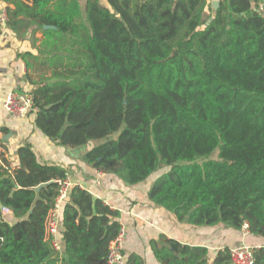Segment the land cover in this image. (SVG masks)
<instances>
[{"label": "trees", "instance_id": "obj_1", "mask_svg": "<svg viewBox=\"0 0 264 264\" xmlns=\"http://www.w3.org/2000/svg\"><path fill=\"white\" fill-rule=\"evenodd\" d=\"M3 1L14 6L11 31L44 35L39 54L52 73L31 92L44 135L66 147L103 141L84 161L129 186L153 179L149 200L182 224L247 226L264 239V0H217L209 26L214 0ZM19 157L18 172L0 167V264H107L120 213L74 186L57 252L46 221L68 173L38 163L29 146ZM151 248L160 264H232L230 248L164 235Z\"/></svg>", "mask_w": 264, "mask_h": 264}, {"label": "crops", "instance_id": "obj_2", "mask_svg": "<svg viewBox=\"0 0 264 264\" xmlns=\"http://www.w3.org/2000/svg\"><path fill=\"white\" fill-rule=\"evenodd\" d=\"M32 6L30 0H19ZM85 6L88 0H79ZM213 2V1H212ZM11 3L0 0V129L3 132L5 153L0 156V167L12 173L21 169L19 150L29 146L38 163L64 168L68 177L83 189L120 213V222L127 228L124 242L125 263L133 254L140 255L145 264H160L151 248L153 240L162 235L182 245L203 246L213 253L224 248L248 245L264 246V239L236 232L226 226L194 228L178 222L174 215L154 205L148 197L153 179L143 184L129 186L116 175L101 174L84 161V156L98 141L78 147H66L48 138L36 124V113L23 119H13L3 108V100L10 93L32 92L35 85L52 71L42 64L39 54L44 35L36 27L22 29L20 34L7 27V9ZM53 8V7H52ZM20 19L27 21L25 16ZM43 30H54L45 29ZM36 31V32H33ZM156 179V177L154 178ZM63 212V209H62ZM11 224L18 221L11 211H2ZM58 241L62 245L61 233ZM63 246V245H62Z\"/></svg>", "mask_w": 264, "mask_h": 264}, {"label": "built area", "instance_id": "obj_3", "mask_svg": "<svg viewBox=\"0 0 264 264\" xmlns=\"http://www.w3.org/2000/svg\"><path fill=\"white\" fill-rule=\"evenodd\" d=\"M4 110L13 119H23L32 113H37L38 109L35 106L34 96L29 91L10 93L3 100ZM5 153L3 143V132L0 129V156ZM58 184V196L55 204L51 209L47 221L46 231L52 239V246L57 252L62 251V245L58 241V236L62 231V209L68 202L70 193L74 186L79 185L72 179H58L55 181ZM8 210V209H5ZM10 211V210H8ZM245 234H249L247 226L244 227ZM127 228L122 226L118 236L111 242L107 258V264H124V242L127 235ZM260 247H251L248 245L237 246L230 249V258L232 264H254L255 249Z\"/></svg>", "mask_w": 264, "mask_h": 264}, {"label": "water", "instance_id": "obj_4", "mask_svg": "<svg viewBox=\"0 0 264 264\" xmlns=\"http://www.w3.org/2000/svg\"><path fill=\"white\" fill-rule=\"evenodd\" d=\"M218 8H219V1L214 0V1L212 2V17H211V19H209V20L207 21V23H206L207 26H209V25L211 24V22L213 21V19L217 16ZM47 28H49V29H55V28L52 27V26H50V27H45V29H47ZM51 183H53V182H51ZM48 184H50V183L41 184V185H39L38 187L34 188V190H35L36 192H39L42 188H44V187L47 186Z\"/></svg>", "mask_w": 264, "mask_h": 264}, {"label": "rangeland", "instance_id": "obj_5", "mask_svg": "<svg viewBox=\"0 0 264 264\" xmlns=\"http://www.w3.org/2000/svg\"><path fill=\"white\" fill-rule=\"evenodd\" d=\"M262 10L264 11V6L262 7ZM113 138H117V135L116 136H114ZM103 141H101V142H97V143H95L96 145L98 144H101ZM209 159H212V160H218L219 159V157H218V153H216V154H213ZM198 163H200V164H202L203 162H204V160H199V161H197Z\"/></svg>", "mask_w": 264, "mask_h": 264}]
</instances>
